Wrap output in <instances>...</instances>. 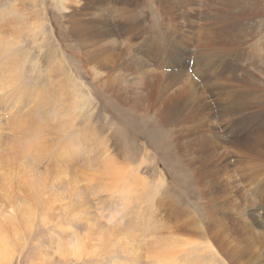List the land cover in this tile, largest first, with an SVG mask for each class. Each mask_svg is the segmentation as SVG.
I'll use <instances>...</instances> for the list:
<instances>
[{
  "label": "rangeland",
  "instance_id": "obj_1",
  "mask_svg": "<svg viewBox=\"0 0 264 264\" xmlns=\"http://www.w3.org/2000/svg\"><path fill=\"white\" fill-rule=\"evenodd\" d=\"M63 3L0 0V264H264V0Z\"/></svg>",
  "mask_w": 264,
  "mask_h": 264
},
{
  "label": "bare ground",
  "instance_id": "obj_2",
  "mask_svg": "<svg viewBox=\"0 0 264 264\" xmlns=\"http://www.w3.org/2000/svg\"><path fill=\"white\" fill-rule=\"evenodd\" d=\"M69 1V0H68ZM55 2H56V0H55ZM59 2H61V1H59ZM58 3V2H57ZM62 4V3H61ZM60 4V5H61ZM66 3H65V0H64V3H63V5L64 6H66L65 5ZM63 6V8H65ZM113 23V22H112ZM112 23H111V25H112ZM115 25V24H114ZM106 26V25H105ZM104 26V27H105ZM116 26V25H115ZM107 27V26H106ZM113 28V27H112ZM102 30L104 31V29L102 28ZM106 30V29H105ZM112 30V29H111ZM122 30V29H121ZM102 31V32H103ZM107 31V30H106ZM110 31V30H109ZM115 31V30H114ZM105 32V31H104ZM103 32V33H104ZM111 32V31H110ZM118 33H119V31H117ZM116 32V33H117ZM102 33V34H103ZM110 34V33H109ZM112 34H114V33H111V35ZM108 35V34H107ZM117 35V34H116ZM110 36V35H109ZM204 66V65H203ZM184 72V70L182 69L181 71H180V74H182ZM198 72V73H197ZM197 72L195 71V76H196V83H200V81H201V78L200 77H202V80H206V68H201L200 67V65H199V67H198V70H197ZM160 76H161V74H160ZM170 76H173V75H170ZM203 82V81H202ZM174 84H171L170 86H173ZM242 105H244V104H242ZM241 108H237V110H240ZM212 117H214V115L212 114L211 115ZM195 119H204V120H206V111L204 112H201V113H199V114H196V115H192V116H190V117H188V121H193V120H195ZM258 133V132H257ZM255 135V134H254ZM203 137V136H202ZM256 138H257V136H256ZM201 139V138H200ZM202 139H204V138H202ZM245 139V138H244ZM250 139V138H249ZM207 139H205V141H206ZM246 140V139H245ZM240 141H241V139H240ZM242 142V141H241ZM254 143H255V140L253 141ZM247 142H243V143H241L242 144V147L243 148H245L244 146H245V144H246ZM251 143V142H250ZM206 144V143H205ZM256 146L257 147H259V148H264V140H260V141H258L257 143H256ZM245 150H250L251 152H253V150H251L250 148H245ZM244 152V151H243ZM259 154H262L263 152H264V150L263 151H257ZM242 153V152H241ZM248 153V152H247ZM243 154H245L246 155V152L245 153H243ZM248 156H249V153L247 154ZM252 157H253V155H252ZM136 178H134V177H130V178H127L126 179V184H125V186H126V189H128L129 188V186L133 183V182H135L134 180H135ZM136 185V184H135ZM134 185V186H135ZM131 187H132V185H131ZM135 189V188H134ZM134 189H131V191L133 192V194H134ZM125 190V189H124ZM129 191H130V189H129ZM130 194V193H129ZM262 207V206H261ZM120 209H123L122 207L120 208ZM118 211H119V209H118ZM253 213H255V211H253ZM116 218V217H115ZM113 219V218H112ZM116 228V227H115ZM88 236H89V234H88ZM95 236V235H94ZM100 238V237H99ZM88 240V239H87ZM94 241H95V239H93ZM1 239H0V244H1ZM90 241V240H89ZM97 242V241H96ZM71 244H73L72 245V247H71V252H73L72 254L76 257V259H80L81 258V256H83V255H87V256H94V255H96V253H95V250L94 249H90V248H93V246L94 245H91L90 246V248H89V245H88V243L86 244V239H85V237H84V239L82 238L81 240H78L77 238H76V240L73 242V243H71ZM92 244V243H91ZM96 246V245H95ZM103 250V249H102ZM101 250V251H102ZM83 253V254H82ZM82 254V255H81ZM71 255V254H70ZM73 258V257H72Z\"/></svg>",
  "mask_w": 264,
  "mask_h": 264
}]
</instances>
